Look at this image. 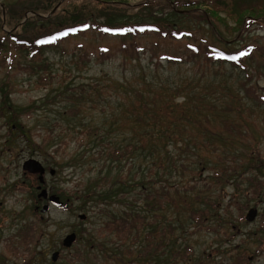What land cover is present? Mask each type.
<instances>
[{
  "label": "rangeland",
  "instance_id": "374dc122",
  "mask_svg": "<svg viewBox=\"0 0 264 264\" xmlns=\"http://www.w3.org/2000/svg\"><path fill=\"white\" fill-rule=\"evenodd\" d=\"M14 1L16 0H0L2 28L6 32L11 29L6 22L5 4ZM104 1L129 6L127 12L124 10L121 17L117 18L119 21L132 17L138 21L156 22L155 18L161 15V9L167 14H172L171 6L162 4V1H159V5L155 6L152 12L150 9L141 8V3L148 0ZM201 8L205 9L207 6ZM179 9L177 12H182V8ZM54 11H29L21 23L34 15L49 18ZM170 16L174 26L190 30L191 37L184 35L181 39H173L152 33L136 38H120L101 37L90 33L86 37L69 39L59 48L47 51L46 56L52 62L51 68L57 76L51 86L38 87L34 78L19 69L16 64L9 68L8 65L0 63V264H119L117 259H123L125 264H145L138 256L137 243L131 242L130 239L123 243L119 240L116 243L110 241H113L114 235L111 238L112 235L102 229L108 219L107 214L98 213V208L81 209L84 201L80 196L81 189L85 187L80 186L81 182L89 180L91 184V181L95 182V179L100 177V166L94 163L99 161L91 160L90 158L94 157L93 152L90 153L87 149L95 138L88 133L85 135L82 131H86V127L107 129L113 123L112 114H116L121 121H126V130L113 140L122 145L130 142L133 136V115L129 110L131 119L128 121L122 113L120 101L127 104L128 98L135 97L138 91L153 95L160 94L159 88L162 87L166 90L182 86L183 93L187 90L200 93L205 88L221 84L228 86L232 93L226 95L223 102L229 103L233 95L236 96L234 101L245 107L241 116L246 120L249 133L253 135L245 144L231 142L228 147H242V144L243 148L254 147L253 150L259 153V160H254V165L264 171V106L256 104L245 92L247 86L254 87L260 94H264V19H260L261 22H249L247 19L243 26H239L241 24L238 19L242 15L232 17L223 13L218 19L210 18L209 23L174 14ZM198 42L202 43L200 48L209 43L225 48L248 45H255L256 48H252L253 59L246 61L244 70L235 68L230 62L217 63L207 58L205 49L202 54L203 50L194 53L188 49L189 46L191 48L199 45ZM85 53L88 54V60L77 65L75 61L78 56ZM254 72H257L255 77L251 81L247 79V75ZM2 88L10 91V99L15 105L27 106L32 100H37V104L42 105L35 110L34 117L28 122L30 127L47 126L50 118L52 123L57 119L69 128L65 131L66 145L63 150H39L24 142H18L14 148H9L5 138L7 116L4 115L6 111H2ZM73 88H78V94L83 91L85 99L82 105L85 109L80 118L70 119L62 113L67 100L60 95L66 90L68 93L73 92L70 90ZM212 91H218V95L226 94V91L221 92V89ZM177 99L182 101V97ZM81 123L84 126H81ZM217 126L220 127V121H217ZM254 137L253 142L251 139ZM165 142L170 144L167 148L173 155L182 154V147L179 146L181 142ZM155 144L164 149L163 142ZM85 151H89L88 161L82 160V163L61 169L60 165L66 164L70 157L81 155ZM201 152L209 161L208 167L195 165L193 157H188L184 162L188 167L186 170H182V156L177 162V170L172 166L173 162L165 157L162 161L161 157H153L158 163L152 166V160L149 158L134 156L132 160L135 166L132 173L127 171L130 164L123 168L124 174H128L130 179L125 184L129 191L128 197L131 196V200L134 197L140 198L137 194L139 189L131 185L135 182L134 176H142L141 168H152L155 172L156 168L164 164L167 170L161 171V181L155 180L152 185L154 189L163 193L160 187L164 182H179L180 187L177 184V188H171L168 200L163 203L164 211L159 210L151 214L174 224L172 237L176 239L173 242L177 248H191L189 258L183 256L178 264H264V201L251 203L247 209L238 210L236 204L237 201L240 202L238 198L242 197L236 194L233 179H225V183L216 185L214 168L220 162L218 155L210 154L208 149H202ZM30 158L41 161L47 168L44 183H40L38 174H31L23 169L24 162ZM51 168L57 171L53 176L48 170ZM195 168L198 171L196 175L191 172ZM103 175L105 176L106 172ZM17 184L24 190H20ZM242 185L246 186L247 182ZM43 188L47 189L48 195L52 192L59 195L68 205L64 208L51 205L50 210L44 213L43 207L48 204V198L39 197ZM218 194L220 197L217 198ZM185 199L189 203H185ZM139 200L136 206L142 207L144 199ZM211 201L218 203L216 207ZM121 205L115 204L109 208L123 212L127 207ZM252 207L257 208L259 212L257 218L249 222L245 217ZM208 209L209 214L204 217V221L196 219L197 213L205 215V210ZM80 214H86V218L81 219ZM20 229L24 230L21 236L18 234ZM72 232L77 234V241L71 247H65L64 238ZM55 251L61 252L57 261L52 260ZM114 254L117 255L116 258L113 257ZM147 264L155 262L151 260Z\"/></svg>",
  "mask_w": 264,
  "mask_h": 264
},
{
  "label": "trees",
  "instance_id": "16d2710c",
  "mask_svg": "<svg viewBox=\"0 0 264 264\" xmlns=\"http://www.w3.org/2000/svg\"><path fill=\"white\" fill-rule=\"evenodd\" d=\"M159 1L171 6L172 14L168 13V15L164 9H161V15L155 18L156 22L138 21L132 17L119 21L117 18L121 17L124 10L126 13L129 6L122 3L112 4L104 0H16L6 3V22L11 31L6 32L2 28L3 18L0 10V63L8 65L9 68L16 64L19 69L34 78L36 86L47 87L54 83L57 76L53 73L51 68L53 64L46 56V52L59 48L69 39L86 37L90 33L98 34L101 37L120 38H136L152 33L173 39H181L184 35L191 37L190 30L174 26L175 23L170 19V15L173 14L207 23L210 18L218 19L223 13L232 17L242 15L238 19V23L241 24L239 26H243L242 24L247 19L249 22L264 19V1L261 0H148L141 3V8L150 9L152 12L153 8L159 5ZM57 6L58 9L49 18L34 15L26 22L21 23L29 11L49 13ZM202 6H207V8L202 9ZM180 7L182 12L179 13L177 11ZM102 18L103 20H101ZM198 44L191 48L189 46L188 49L194 53L205 49V52L203 50L201 54L207 53V58L213 59L217 63L230 62L235 68L240 67L244 70H246V61L253 59L252 48L253 50L256 48L255 45L225 48L219 47L215 43H209L200 48L202 43L198 42ZM88 58V54H80L75 63L81 65ZM256 74L257 72L247 75V79L251 81ZM77 89H70L73 91L71 93L66 90L60 95L67 100L62 113L70 119L80 118L85 109L82 105V101L85 99L83 91L78 94L76 93ZM212 89H221V92L226 91V94L218 95V91L214 93L215 90L212 91ZM164 90L163 87L159 88L160 94L153 95L135 91L136 96L128 98L127 104H122L120 101L123 115L128 121L133 115L134 121V126H131L133 136L127 144L122 145L113 140L126 130V121H121V118L116 114H112L114 120L107 129L86 127V131H82V133L91 134L95 138L93 143H89L87 149L90 153L93 152L94 157L90 159L99 161L94 163L100 166L98 174L100 177H97L95 182L90 179L91 184L89 180L81 182V185L78 184V186H85L80 193L84 201L81 209L98 208V213L107 214L108 219L102 229H105L108 235H112L111 238L114 235L113 241L112 239L110 241L116 243L119 240L123 243L130 239L131 242L137 243L139 246L138 256L145 264L151 260L155 264H178L183 256L189 258L188 253L191 252V248H177L173 242L176 239L174 240L172 237L174 236V224L151 214L165 210L164 201L168 200L171 188H177L179 183L167 184L164 182L160 187L163 193L154 189L152 185L155 184V180L161 181L160 174L161 171L167 170L166 165L162 164L163 169L156 168L155 172L152 168H141L142 176L139 178L134 176L135 182L131 187L139 189L137 194L144 199L142 207L136 206L140 198L134 197L131 200L132 197H128L129 191L125 188V184L130 179H128V174H124L123 168L130 164L127 171L132 173L135 166L134 160H132L134 156L149 158L152 160V166L158 163L152 159L153 157H161V161L165 157L173 162L172 166L175 170H177V162L181 160L182 156V170H186L188 167L184 162L188 157H193L195 165L208 167L209 161L205 159V155H201L202 149H208L211 151L210 154H217L220 160L217 163L218 166L214 168L216 185L225 183V179H227L226 181L233 179V185L237 189L236 194L242 197L238 198L240 202L237 201L236 204L238 210L247 209L251 203L257 204L261 200L264 201V171L261 170V167L254 165V160H259V153L253 150L254 147L243 148V144L242 147L231 149L228 147L231 142L232 144H237V142L245 144L247 139L253 136L249 133L246 120L241 116L242 109L245 107L238 104L236 100L234 101L236 96L232 97L234 102L232 100L229 103L223 102L224 97L232 93L228 86L221 84L202 89L200 93H195L194 90H187L183 93L182 86L174 89L167 88L165 92ZM245 92L256 104L264 106V94H260L256 88L245 86ZM1 93L4 105L2 111H6L4 115L7 116L5 138L10 149L14 148L18 142H24L39 150H44V148L52 149L55 152L63 150V146L66 145L64 135L65 131L69 129L68 127L57 119L52 123L50 118H48L50 122L47 123V126L30 127L28 122L34 117L35 110H38L42 105L37 104V100H32L27 106H18L10 99L9 90L6 91L2 88ZM178 97H182V101L178 100ZM129 110L131 115L128 113ZM2 111L1 113H3ZM233 113L234 115H232ZM217 121H220V127L217 126ZM81 126H84L83 123ZM169 140L175 144L182 143L179 145L182 147V154L173 155L170 152L167 148V145L170 144L165 142ZM254 140L255 137L251 139L253 142ZM155 142H163L165 150ZM89 151L70 157L66 164L60 165L61 169L65 166L82 163V160L88 161L87 153ZM196 170L197 168L192 169L191 172L196 175L198 172ZM176 172L178 173V171ZM246 174L248 175L245 176ZM245 181L247 185L243 186L242 183ZM19 189L24 190L23 187H19ZM52 194L54 193L52 192ZM185 200L187 203L188 200ZM176 203L178 202L176 201ZM211 203L215 204L214 207L218 204L215 201H211ZM115 204H122L127 208L123 212L113 211L109 207L115 206ZM205 211H207L205 215L197 213L196 219L204 221V217L209 214V209ZM149 214H151L150 217ZM23 231L19 230V236ZM22 237L25 236L22 235ZM113 257L116 258L117 255L114 254ZM117 261L119 264L126 262L123 259H117Z\"/></svg>",
  "mask_w": 264,
  "mask_h": 264
},
{
  "label": "water",
  "instance_id": "95a60500",
  "mask_svg": "<svg viewBox=\"0 0 264 264\" xmlns=\"http://www.w3.org/2000/svg\"><path fill=\"white\" fill-rule=\"evenodd\" d=\"M56 9V8H55ZM54 9V10H55ZM53 10V11H54ZM28 17V15H27ZM26 17V18H27ZM23 169L31 174H38L39 175V181L40 183H44L45 182V179H44V175L46 173V167L42 164L41 161L35 159V158H30V159H27L24 164H23ZM49 173L51 175H55V169L51 168L49 169ZM41 187H39L40 189ZM39 197H43V198H48L49 199V202L48 204L44 205L43 207V212L46 213L50 210L51 208V205H54V206H57V207H65L67 206L68 204L64 203L60 196L58 195H55V194H52V195H48V191L46 188H43L40 193H39ZM258 209L255 208V207H252L249 209L248 213L246 214V217L245 219L247 221H254L257 216H258ZM81 219H85L86 218V214H80L79 215ZM77 240V234L75 232H72L70 234H68L65 238H64V241H63V245L65 247H71L72 244H74ZM60 257V251H55L53 252L52 254V260L53 261H57Z\"/></svg>",
  "mask_w": 264,
  "mask_h": 264
},
{
  "label": "flooded vegetation",
  "instance_id": "af4514ba",
  "mask_svg": "<svg viewBox=\"0 0 264 264\" xmlns=\"http://www.w3.org/2000/svg\"><path fill=\"white\" fill-rule=\"evenodd\" d=\"M47 201L49 202V200H48V199H47ZM48 202H47V203H48Z\"/></svg>",
  "mask_w": 264,
  "mask_h": 264
}]
</instances>
